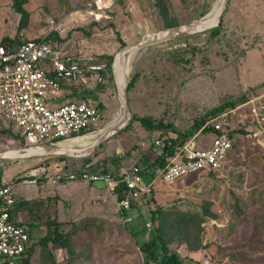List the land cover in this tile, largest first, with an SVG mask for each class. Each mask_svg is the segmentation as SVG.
I'll return each instance as SVG.
<instances>
[{
	"label": "rangeland",
	"instance_id": "obj_1",
	"mask_svg": "<svg viewBox=\"0 0 264 264\" xmlns=\"http://www.w3.org/2000/svg\"><path fill=\"white\" fill-rule=\"evenodd\" d=\"M216 1L164 3L169 20L184 24L207 14ZM16 2H21L24 15L15 11ZM155 2L0 0V44L42 37L48 18L59 21L76 14L80 25L66 30L64 53L113 56L120 48L117 38L128 44L146 32L163 28ZM86 12H92L88 13L91 17H81ZM136 75L129 92L134 117L161 121L177 132H186L196 118L223 102L250 91L263 92L264 0H230L217 36L208 32L141 50L131 65L130 82ZM93 82L98 83L96 76ZM102 101L100 122L86 131H97L94 136L108 126L119 109L116 98ZM132 124L101 145L93 156L94 169L114 174L121 167L136 165L144 170L149 161L152 163L156 153L150 146L155 133L149 136L139 124ZM10 129L0 120V152L17 147L15 139L2 133ZM211 138V134L206 135L207 140ZM127 152L132 156L116 160V153ZM144 153L146 158L141 161ZM228 158L225 171L191 175L171 186L157 183L135 203L131 222H125L115 197L104 187L77 182L62 187H15L16 200L31 199V212L21 211L18 217L25 225L33 224V238L49 233L47 219L61 222L62 232L71 231L67 249L53 244L39 247L32 264H142L138 245L152 237L155 226L151 217L157 209L178 212L191 221L189 227L181 225L166 235L171 243L185 240L202 248L192 254L181 247L179 255L185 264H264V154L249 140L236 136ZM40 160L0 163V180L9 182L50 164ZM66 162L67 172L75 173L73 164L77 161ZM161 167L148 169L142 175L144 183L156 177Z\"/></svg>",
	"mask_w": 264,
	"mask_h": 264
},
{
	"label": "built area",
	"instance_id": "obj_2",
	"mask_svg": "<svg viewBox=\"0 0 264 264\" xmlns=\"http://www.w3.org/2000/svg\"><path fill=\"white\" fill-rule=\"evenodd\" d=\"M88 13L81 17H91ZM79 21L76 14L59 21L48 18L46 33L40 40H26L18 46L9 42L0 44V120L12 126L28 146L90 133L94 130L86 131L100 122L101 112L91 101L55 103L61 97L65 81L76 82L89 73L96 74L98 83L103 81L104 67L95 64L93 57L82 59L63 51L66 30L70 25H80ZM51 34L55 37L50 38ZM239 97L243 101L232 107L215 111L238 97L196 118L199 128L192 129V123L190 128L194 132L182 144L173 147L171 140L177 137L173 132L156 138L154 147L160 150L165 164L147 184L136 165L121 167L114 174L88 167L68 173L65 164L57 161L29 170L17 183L0 186V264H20L31 244L26 229L12 223L6 211L15 201V187L70 182L101 184L115 197L125 222H131L130 212L135 203L154 190L157 183L171 186L191 175L221 172L235 142L232 131L243 129L241 136L264 154V91H250ZM207 134L212 135L210 140L206 139ZM167 147L173 149L171 154Z\"/></svg>",
	"mask_w": 264,
	"mask_h": 264
},
{
	"label": "trees",
	"instance_id": "obj_3",
	"mask_svg": "<svg viewBox=\"0 0 264 264\" xmlns=\"http://www.w3.org/2000/svg\"><path fill=\"white\" fill-rule=\"evenodd\" d=\"M154 5H155L157 11H159L161 18L163 19V28L162 29L181 25V24H173V22L169 20V18H168V11H169L168 6L164 3V0H157V2H155ZM14 9L19 14L24 15V10L22 9L21 2H16L14 5ZM221 23H222V21H221ZM220 27H221V24L218 28L210 31L209 32L210 36H212V37L217 36L220 32ZM49 37L54 38L55 35L51 34ZM40 38L41 37H39L37 39L40 40ZM25 41L26 40H23V41H20L18 43H13L10 41H8V42L12 45L18 46ZM117 41H119V43H120V48L127 44L126 42H124L120 38H117ZM112 57H113L112 55H106V56H100V57L95 56L94 57V63L102 65L104 67V72L107 71L106 72L107 77L109 78V80L111 82L110 83L111 92L109 94V97L115 98L113 84H112V80H111V74H110V64L112 61ZM91 75L92 74L89 73L87 77H81L76 82L65 81V82H63V85L65 83H72V85L70 87L71 89H74L77 86H84L86 88L87 84L89 83V77ZM136 79H137V75L132 78L130 85H129L128 93L130 92V89L133 87ZM243 99H244L243 97H238L236 100L226 102L224 104V106L218 107L217 109L214 108V109H215V111H217L219 109L222 110L225 106L226 107H232L236 103L242 102ZM68 102H70V101H67L65 103H68ZM129 104H130V102H129ZM95 107L99 111H102V109H103V106L101 104H96ZM133 123L139 124L140 127H142L147 132V134L149 136H151L155 133V137L152 140V144H151L150 148H153L154 140L156 138L163 136L167 132H173L174 134H177V137L175 139L171 140L173 147L177 146L179 144H182L194 132V131L190 130L191 128H189L186 132H177V130L173 129L170 125H166L161 121H155L154 119L148 118V117H134ZM132 125L133 124H131L124 131H127ZM199 126H200V123L197 121V119H195L193 122L192 129L197 130L199 128ZM10 128H11L10 130H4L2 133L7 134L9 137L16 140L17 147H15V148L28 146V144L22 138H20V136L17 132L12 131L13 130L12 126ZM242 133H244L243 129H240L239 131H235V132L232 131L231 136H234V135L241 136ZM233 147H234V145H233ZM233 147H232V150H233ZM166 151H168V154H171L173 149L172 148L170 149L169 147H167ZM164 152H165V150H164ZM97 154H98V151L95 153V156ZM116 155H117L116 160H126L127 158L132 156V153L127 152V153H122L121 155L119 153H117ZM57 160L58 161H65L66 159L59 158V157H51V158L42 159L40 161H46V162L50 163V162L57 161ZM92 160H93V156L86 159L84 161L85 167L93 168V166L91 164ZM164 164H165L164 158L160 155L152 164H150V165L148 164L146 169H144V170L141 169V174H144L152 166L156 167L157 165H159V166L163 167ZM93 170L97 171L94 168H93ZM99 172H107V171L104 169V170L99 171ZM211 174H216V173H210L209 175H211ZM20 180H21L20 176L15 177L14 179L10 180L9 182L0 180V186L4 185L5 183H17ZM39 186H41V185H39ZM30 201H31V199H17V200L15 199L14 203L6 209V211L10 215L11 222L24 227L29 234V239H30L31 244H30V246H29V248H28V250H27V252H26V254H25V256L22 259V262L20 264H32V259H33L34 253H35L36 249L39 247H46L49 244H53V245H58L59 248L67 249L68 248L67 242H68V239H69V236L71 233V231L62 232V230H60L62 224L58 220L56 221L54 219H47L45 222V225L47 226L46 228L49 230V233L44 234L43 238H40L38 240L33 238L32 233L30 231L33 228V224L29 223L28 225H25L20 221V219L18 217V215L20 214L21 211L31 212V202ZM186 219H188V218L187 217L185 218V215L180 214L178 212H169L167 210H160V209L156 210V213H154L153 216L151 217V222L155 226V229L152 232V237L149 238L147 241L138 245V250H139V253L141 254L142 264H185L184 258L179 255V249L181 247H184L188 253H193V254L198 253L200 250H202V248L198 247V245L192 246L185 240H182V242H179V243H171L170 241H168L166 239L167 233L172 231L173 229H176L177 227H181V225H184V227L185 226L189 227L191 221L189 219H188L189 221Z\"/></svg>",
	"mask_w": 264,
	"mask_h": 264
},
{
	"label": "water",
	"instance_id": "obj_4",
	"mask_svg": "<svg viewBox=\"0 0 264 264\" xmlns=\"http://www.w3.org/2000/svg\"><path fill=\"white\" fill-rule=\"evenodd\" d=\"M230 0H217L212 9L197 20L175 27L150 31L140 35L136 40L118 49L110 64V74L117 103L118 113L107 127L99 130L86 144L69 145L68 142L91 135L97 131L82 134L70 139L48 142L26 147L12 148L0 152V163H16L27 160H39L51 157L85 161L95 155L98 148L109 139L122 133L134 121L129 104V73L137 53L149 46L162 42L174 41L198 34L208 33L221 24Z\"/></svg>",
	"mask_w": 264,
	"mask_h": 264
},
{
	"label": "crops",
	"instance_id": "obj_5",
	"mask_svg": "<svg viewBox=\"0 0 264 264\" xmlns=\"http://www.w3.org/2000/svg\"><path fill=\"white\" fill-rule=\"evenodd\" d=\"M31 39H35V38H31ZM31 39L29 38L27 40H31ZM66 54L77 56V57H80L82 59L89 58V57H93V58L95 57V56H92V55H82L79 52H77V53L76 52L75 53H66ZM106 72L107 71H105L103 73V75H102L103 81L101 83H94L93 82L96 74L92 73V75L89 77V83L87 84L86 88L82 87V86L81 87L77 86L74 89H71L70 87H71L72 83H65L62 86V93H61V97H60L61 99L59 98L61 100V103H65L67 101L80 102V101H83V100H87V101H91V103L93 102L94 105L101 104L102 106H104L103 105L104 102L102 100H104V101L107 100V98L109 97V94L111 92V88H110V83L111 82H110L109 78L107 77V73ZM114 95H115V93H114ZM115 98H112V99L115 100ZM59 99L57 100V102H55L56 104H58ZM98 149H97V151H98ZM153 149H151V150H153V152L156 153V156H155V159L152 161V163L158 158V156H160V154H159L160 152L157 153V150H159V149H156L154 146H153ZM144 154H145V156L141 159V161L144 158H146V153H144ZM228 159H227V162H228ZM66 161H68V159H66L65 161H62V162L65 164L66 168H68V164H67ZM74 161H77V163L73 164V168L75 169V171L80 170L83 167H85V163L83 161H78V160H74ZM227 162H226L225 167H224V169L222 171L226 170ZM152 163L149 161V165L152 164ZM3 181H5V180H3ZM75 183L76 182H70L68 184L74 185ZM77 183H80V182H77ZM66 184L67 183L60 184L58 186L62 187V186H65ZM83 184H85V183H83ZM88 185H90V184H88ZM92 186H95V188H97V189H102V187H103V185H101V184H96V185H92Z\"/></svg>",
	"mask_w": 264,
	"mask_h": 264
},
{
	"label": "bare ground",
	"instance_id": "obj_6",
	"mask_svg": "<svg viewBox=\"0 0 264 264\" xmlns=\"http://www.w3.org/2000/svg\"><path fill=\"white\" fill-rule=\"evenodd\" d=\"M98 135V134H97ZM94 138V135H86L84 137H80L78 139L72 140L69 143V145H80V144H86L88 143L91 139Z\"/></svg>",
	"mask_w": 264,
	"mask_h": 264
}]
</instances>
